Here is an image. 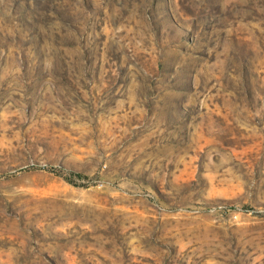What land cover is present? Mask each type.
Instances as JSON below:
<instances>
[{
	"label": "rangeland",
	"instance_id": "rangeland-1",
	"mask_svg": "<svg viewBox=\"0 0 264 264\" xmlns=\"http://www.w3.org/2000/svg\"><path fill=\"white\" fill-rule=\"evenodd\" d=\"M0 264H264V0H0Z\"/></svg>",
	"mask_w": 264,
	"mask_h": 264
}]
</instances>
